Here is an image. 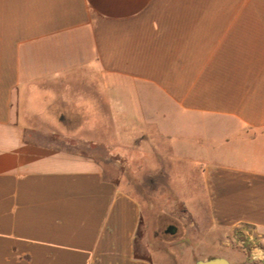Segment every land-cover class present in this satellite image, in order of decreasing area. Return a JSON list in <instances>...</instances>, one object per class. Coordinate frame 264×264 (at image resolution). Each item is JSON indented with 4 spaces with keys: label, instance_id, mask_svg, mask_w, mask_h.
Listing matches in <instances>:
<instances>
[{
    "label": "crops",
    "instance_id": "crops-1",
    "mask_svg": "<svg viewBox=\"0 0 264 264\" xmlns=\"http://www.w3.org/2000/svg\"><path fill=\"white\" fill-rule=\"evenodd\" d=\"M85 112L134 151L193 119L210 257L239 232L264 258V0H0V264H163L106 163L39 140Z\"/></svg>",
    "mask_w": 264,
    "mask_h": 264
},
{
    "label": "rangeland",
    "instance_id": "rangeland-1",
    "mask_svg": "<svg viewBox=\"0 0 264 264\" xmlns=\"http://www.w3.org/2000/svg\"><path fill=\"white\" fill-rule=\"evenodd\" d=\"M104 107L108 114V105ZM85 114L64 117L55 125L40 122L39 140L92 155L106 163L110 177L120 179L124 188L142 204L148 230L155 238L153 250L159 257L160 254L164 257L158 258L161 263L196 264L216 255L219 250L211 244L212 239L206 231L208 213L199 170L196 167L195 175L189 164L195 140L193 119L167 117L154 120L163 121L162 125L177 133L178 139L174 138L172 146L176 152L160 134L138 136L134 151L130 150L129 132L114 125V120L88 118ZM148 123L151 124L149 120ZM176 153L180 158L174 161L170 156ZM194 176L196 199L191 196ZM190 209L196 211V220ZM169 225L175 226L174 234L166 233ZM223 241H227L222 249L226 257H216H224L232 264H264V258H255L252 253L257 247L255 239H247L244 234L235 232L229 241Z\"/></svg>",
    "mask_w": 264,
    "mask_h": 264
},
{
    "label": "water",
    "instance_id": "water-1",
    "mask_svg": "<svg viewBox=\"0 0 264 264\" xmlns=\"http://www.w3.org/2000/svg\"><path fill=\"white\" fill-rule=\"evenodd\" d=\"M176 231V228L171 233L174 234ZM196 264H232L228 259L224 257H214L207 260H199L196 262Z\"/></svg>",
    "mask_w": 264,
    "mask_h": 264
},
{
    "label": "flooded vegetation",
    "instance_id": "flooded-vegetation-1",
    "mask_svg": "<svg viewBox=\"0 0 264 264\" xmlns=\"http://www.w3.org/2000/svg\"><path fill=\"white\" fill-rule=\"evenodd\" d=\"M175 230V226L173 225H169L167 228H166V233H171L172 231Z\"/></svg>",
    "mask_w": 264,
    "mask_h": 264
}]
</instances>
